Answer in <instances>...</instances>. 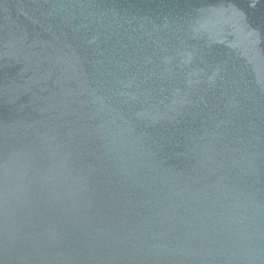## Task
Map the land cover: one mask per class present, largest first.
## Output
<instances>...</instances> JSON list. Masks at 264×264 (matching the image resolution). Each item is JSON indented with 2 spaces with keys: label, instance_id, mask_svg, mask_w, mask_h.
<instances>
[{
  "label": "water",
  "instance_id": "1",
  "mask_svg": "<svg viewBox=\"0 0 264 264\" xmlns=\"http://www.w3.org/2000/svg\"><path fill=\"white\" fill-rule=\"evenodd\" d=\"M0 264H264V0H0Z\"/></svg>",
  "mask_w": 264,
  "mask_h": 264
}]
</instances>
